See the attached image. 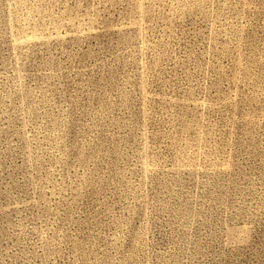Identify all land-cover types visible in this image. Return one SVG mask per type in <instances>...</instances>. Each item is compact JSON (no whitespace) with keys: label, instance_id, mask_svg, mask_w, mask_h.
<instances>
[{"label":"rangeland","instance_id":"obj_1","mask_svg":"<svg viewBox=\"0 0 264 264\" xmlns=\"http://www.w3.org/2000/svg\"><path fill=\"white\" fill-rule=\"evenodd\" d=\"M0 264H264V0H0Z\"/></svg>","mask_w":264,"mask_h":264}]
</instances>
